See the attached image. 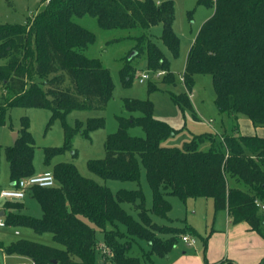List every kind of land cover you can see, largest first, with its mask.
<instances>
[{"label": "trees", "instance_id": "obj_1", "mask_svg": "<svg viewBox=\"0 0 264 264\" xmlns=\"http://www.w3.org/2000/svg\"><path fill=\"white\" fill-rule=\"evenodd\" d=\"M40 2L41 10L24 25L0 24V60L5 63L0 65V87L8 93V98L1 99L0 126L5 124L9 108L48 109L52 125L74 110L107 106L114 89L111 75L99 59L86 56L96 37L75 19L88 15L105 31H148L162 25L164 45L173 57L179 55L171 1ZM198 4L213 7L214 14L201 27L188 54L185 87L192 92L197 75L210 76L220 113L248 119L256 128L264 127V0H198ZM136 41V56L145 55L147 69L154 74L164 71L161 83L175 84L162 50L145 35ZM120 75L128 86L137 69L128 61ZM156 90L151 88L152 92ZM172 100L180 108L192 110L187 93L172 95ZM123 105L127 116L118 117V130L105 143V157L90 161L88 167L105 181L136 183L144 170L153 192L152 210L146 208L141 188L115 195L82 176L74 165L58 163L52 172L55 186L30 191L42 217L22 214L24 205L17 201L8 205L18 213H9L6 220L12 227L51 234L58 246L21 239L5 249L8 255L25 257L27 264H96L97 252L110 264H146V258H165L180 237L196 234L192 228L153 220L152 215L166 219L172 211L166 196L184 202L213 199L216 212L228 211L233 224L245 222L252 230L262 232L264 213L256 201L264 205V138L230 134L217 140L214 134L205 133L193 136L182 148H167L162 143L177 131L154 117L150 101L126 99ZM104 125V120L90 119L81 132V126L65 124L64 146L46 148L44 164L51 166L55 157L70 150L78 134L88 135ZM135 127L143 130L144 137L130 135ZM203 144L209 149L201 150ZM34 152L30 123L23 118L16 143L5 149L13 183L35 175ZM123 204L134 205L138 219L127 213ZM120 225L127 229V235L121 233ZM98 233L103 235V243L98 241ZM136 239L150 247L144 258L130 255ZM101 244L112 250L113 257L99 251Z\"/></svg>", "mask_w": 264, "mask_h": 264}, {"label": "rangeland", "instance_id": "obj_2", "mask_svg": "<svg viewBox=\"0 0 264 264\" xmlns=\"http://www.w3.org/2000/svg\"><path fill=\"white\" fill-rule=\"evenodd\" d=\"M157 1V0H156ZM171 1L175 8V17L173 29L180 40V50L178 57H173L164 45L162 35V25L155 26L148 31L142 29L131 30H111L105 31L98 26L95 18L84 16L75 21L92 32L95 37V43L85 52L86 56L92 59H99L103 67L111 75L114 89L112 96L103 109L99 110H74L70 112L65 120H55L50 124L52 113L43 108H9L7 110L6 122L0 126V190L8 189L10 186V167L5 156V149L12 147L16 142L14 134H18L22 127V119L28 118L30 123V132L35 140L34 169L37 175L44 170L53 171L56 163H68L74 165L79 173L93 179L98 184L109 188L115 195L121 190L134 191L142 189L145 195V206L150 211L153 208V192L148 183L146 172L143 170L139 183L131 181H112L103 180L89 170V162L92 160L103 159L105 157V143L108 136L118 130V117L127 116L124 110L123 102L126 99L150 101L154 107V117L157 120L168 123L177 132L162 143L167 148H182L185 143L192 141L193 136L205 133H212L217 140L221 139L222 124L229 122L228 115L218 111L215 104V92L212 78L210 76L197 75L192 88L193 99H190L191 109H182L174 103L172 95L187 93L188 90L184 84V68L188 54L194 44L196 36L204 23L214 14V8L206 5H199L198 0H162ZM41 10L40 0H0V24L24 25L28 19L33 18ZM145 35L153 41L168 58L170 63V72L173 74L175 84L161 83L162 79L154 76V73L147 69V59L145 55L137 57L134 48L137 45L136 38ZM137 69V75L128 85H124L121 79L120 71L127 62ZM5 64L0 60V65ZM142 72L151 73V79L145 83L139 82ZM156 87L152 92L151 88ZM188 95V94H187ZM2 97L8 98V93L0 87V110L3 109ZM189 97V95H188ZM3 103V104H2ZM90 119L104 120V127L90 131L88 135L78 134L72 142V148L64 154L54 158L51 166L44 164V150L46 148H60L64 146V126L67 124L72 128L81 126V132L86 130ZM248 120V119H246ZM249 124H251L249 122ZM254 127L242 125L236 132V135L248 136ZM130 135L133 137H144L141 128L130 129ZM230 135L231 129L227 130ZM209 145L203 144L201 150H208ZM52 167V168H51ZM245 189L244 185L239 186ZM166 199L172 205V211L168 218H160L152 215L153 220L158 224H167L177 228H192L196 234H191L196 242H203L212 229L226 227V219H222V213L216 212L212 206V199L198 198L189 199L186 202L175 196H166ZM25 205L27 214L34 218H41L42 211L38 202L31 197L26 196ZM123 208L133 218L138 219L134 205L123 204ZM264 213V212H263ZM21 233L16 237L14 231ZM120 231L127 235V229L120 225ZM98 241L103 243V235L97 234ZM30 240L49 246H58L53 242L51 234L39 235L27 228H0V243L3 247H9L17 240ZM181 237L175 247H181ZM149 245L146 241L136 239L132 244L130 255L144 258L149 252ZM174 249V251H175ZM179 250H182L179 248ZM172 252V254L174 253ZM175 251V252H176ZM181 252V251H179ZM172 257V255L170 256ZM2 252H0V264H4ZM17 259L9 261L13 264ZM146 264H166L167 259L152 257L146 258ZM110 264L109 260L105 264ZM96 264L102 263V256L97 252Z\"/></svg>", "mask_w": 264, "mask_h": 264}, {"label": "crops", "instance_id": "obj_3", "mask_svg": "<svg viewBox=\"0 0 264 264\" xmlns=\"http://www.w3.org/2000/svg\"><path fill=\"white\" fill-rule=\"evenodd\" d=\"M160 4L164 1L157 0ZM42 8V5H41ZM185 70V68H184ZM164 72V71H163ZM160 79V78H159ZM162 79V77H161ZM190 99V94L192 92H187ZM229 122L227 124H222V130L225 133H222L221 137L224 135H229L227 133L228 129L232 130L231 134L236 135V132L242 127V125L250 127H254L251 121L246 120L243 117H229ZM249 122L251 124H249ZM250 135L248 136H257L260 138H264V127L256 128L254 127V131L252 130ZM242 136V135H241ZM58 164V163H56ZM52 168V167H51ZM51 170H42L39 173H52ZM35 175L36 172H35ZM11 178V177H10ZM15 183H13L10 179V187L12 188ZM231 186L234 187L235 184L232 181ZM237 187V186H236ZM8 188V189H9ZM30 195L28 192L27 196ZM25 199L23 201H18L24 205L22 214H27V208L25 205ZM213 201V199H212ZM8 203H17L16 201H1L0 202V220L5 222V226L0 228H20V227H12L7 224V215L9 213H18L15 209H9ZM212 206L215 210L214 201ZM216 211V210H215ZM264 212V210H262ZM222 213V219H226V227L219 229H212V231L208 234V236L204 239L203 242H196L195 245L191 246L188 243L184 242L181 238V243L183 245L181 247L178 246L177 251L175 249L174 253L172 252L165 258L167 259L166 264H261L264 260V226L262 228V232L254 231L251 227L243 222L239 224H233L231 218L228 214V211H220ZM14 235L16 237L20 236L21 233L17 230L14 231ZM185 236L191 237V234H186ZM192 238V237H191ZM18 241V240H17ZM15 241V242H17ZM30 241V240H29ZM14 242V243H15ZM34 242V241H33ZM38 243V242H37ZM7 247H3V243H0V252L3 254L4 264H8L9 261L13 259H17L13 262V264H24L28 263V259L25 257H21L18 255H8L5 252ZM182 249V250H179ZM181 251V252H179ZM172 255V257H170ZM106 260L102 259V263ZM107 262V261H106ZM107 264V263H106Z\"/></svg>", "mask_w": 264, "mask_h": 264}, {"label": "built area", "instance_id": "obj_4", "mask_svg": "<svg viewBox=\"0 0 264 264\" xmlns=\"http://www.w3.org/2000/svg\"><path fill=\"white\" fill-rule=\"evenodd\" d=\"M151 73H145L142 72L139 77L140 83H145L146 81L151 79L150 76ZM165 75V72L160 71L154 74L156 78H161ZM190 97H193V94H190ZM55 178L52 173H44L39 175H33L30 177L22 178L18 182L14 184L12 188L9 189H2L0 190V202L1 201H23L28 192L31 191L33 188H53L55 186ZM256 204L258 207H260L262 210H264V205L260 204L256 201ZM6 224L2 220H0V226L4 227ZM182 240L189 245L193 246L195 245V240L192 239L189 236H183ZM99 251L106 255L108 258L113 257V252L110 248L105 246L104 244H101L99 247ZM26 264V263H24Z\"/></svg>", "mask_w": 264, "mask_h": 264}, {"label": "water", "instance_id": "obj_5", "mask_svg": "<svg viewBox=\"0 0 264 264\" xmlns=\"http://www.w3.org/2000/svg\"><path fill=\"white\" fill-rule=\"evenodd\" d=\"M17 138H18V134H14V140H15V142L17 141Z\"/></svg>", "mask_w": 264, "mask_h": 264}]
</instances>
